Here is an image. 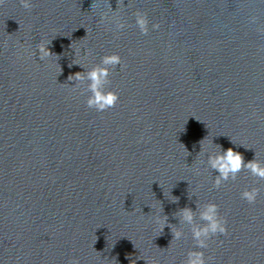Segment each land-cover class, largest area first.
I'll list each match as a JSON object with an SVG mask.
<instances>
[{
    "label": "water",
    "instance_id": "obj_1",
    "mask_svg": "<svg viewBox=\"0 0 264 264\" xmlns=\"http://www.w3.org/2000/svg\"><path fill=\"white\" fill-rule=\"evenodd\" d=\"M123 3L0 6V264H183L195 243L176 213L208 202L229 229L204 250L211 264H264V180L245 170L216 188L199 155L207 138L264 161V4ZM137 10L160 29L142 35ZM112 53L123 58L108 86L120 100L98 112L89 82L74 89L68 77ZM251 187L261 192L250 205L240 193ZM170 225L185 237L171 244Z\"/></svg>",
    "mask_w": 264,
    "mask_h": 264
},
{
    "label": "clouds",
    "instance_id": "obj_2",
    "mask_svg": "<svg viewBox=\"0 0 264 264\" xmlns=\"http://www.w3.org/2000/svg\"><path fill=\"white\" fill-rule=\"evenodd\" d=\"M20 4L25 9H31L33 0H19ZM5 3V0H0V6ZM259 3L264 4V0H259ZM120 4L124 5L123 0H120ZM107 19L106 16H101V20ZM259 17L252 15L249 18V22L256 24ZM135 24L139 28L142 35L147 36L150 31L159 30L161 25L153 23L148 14L144 11L137 10L135 13ZM118 30H123L127 27L126 22L122 19H118L116 22ZM258 31L264 32V28L258 29ZM50 42H41L37 46L39 53V59L45 60L52 57L54 54L49 49ZM74 63L81 65L79 61L74 60ZM82 66V65H81ZM123 66V58L119 53H112L104 55L101 58L99 64L87 69L83 72H77L74 75H70L68 79L70 81H76L73 88H79L83 82L88 81L86 91L90 92L88 96L87 106L95 109L98 112H104L111 108H114L120 100L119 92L110 89L108 86L111 84V76L113 69ZM71 67V65H70ZM84 67V66H82ZM207 138L201 141V151L199 155L207 154L206 161H201L202 164H206V167L218 172L215 177L214 186L220 188L226 181L237 180L239 174L242 171L247 170L253 177L259 180H264V161L256 158L252 161L245 162L244 157L238 151L233 148L223 149L222 146L214 144L213 140L210 144L216 145L218 150H212L205 144ZM184 146V145H183ZM185 148V147H184ZM261 189L259 187L246 188L240 193L241 199L248 204H255L260 196ZM174 202L178 201L177 197H172ZM197 210L193 211L190 207L182 208L176 213L179 217L180 224L189 225L191 227V236L195 243V247L187 252L186 259L183 264H211L212 257L206 256L205 249L209 247V241L219 235H225L228 233V222L220 214V206L215 202H208L205 204L197 203ZM198 220L200 222H198ZM160 230L163 231L168 223V217H161ZM173 233V241H180L185 237V232L182 228H178L176 225H170ZM142 259V258H138ZM69 264H80L78 259H73ZM151 264H159V261H152Z\"/></svg>",
    "mask_w": 264,
    "mask_h": 264
}]
</instances>
